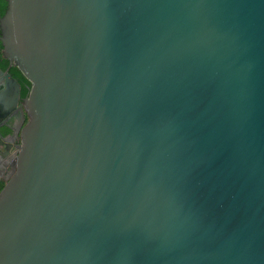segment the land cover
<instances>
[{
	"label": "water",
	"instance_id": "obj_1",
	"mask_svg": "<svg viewBox=\"0 0 264 264\" xmlns=\"http://www.w3.org/2000/svg\"><path fill=\"white\" fill-rule=\"evenodd\" d=\"M6 3L0 264H264V0Z\"/></svg>",
	"mask_w": 264,
	"mask_h": 264
},
{
	"label": "flooded vegetation",
	"instance_id": "obj_2",
	"mask_svg": "<svg viewBox=\"0 0 264 264\" xmlns=\"http://www.w3.org/2000/svg\"><path fill=\"white\" fill-rule=\"evenodd\" d=\"M1 50L2 47L0 45V54ZM14 68L16 67L9 60L3 57L0 59V70L4 73H8L10 77L15 78L19 85L17 93L18 96H16V100L17 103L20 104V102L27 96V90L30 84L25 82L21 77L13 75L12 70ZM4 84L5 82L2 81V84L0 85V180L2 181L8 180L14 171L12 161L15 157V153L18 148V141L16 135H7L3 125L7 124L9 120L14 121V124L18 125L19 122L22 120V116L19 111H16L14 117L8 115L10 113V108L13 106V101L4 93ZM25 89L27 90L25 91ZM26 120L27 118L25 117L23 124L26 122Z\"/></svg>",
	"mask_w": 264,
	"mask_h": 264
},
{
	"label": "trees",
	"instance_id": "obj_3",
	"mask_svg": "<svg viewBox=\"0 0 264 264\" xmlns=\"http://www.w3.org/2000/svg\"><path fill=\"white\" fill-rule=\"evenodd\" d=\"M6 6H7L6 0H0V16L3 15V13H4L5 9H6ZM0 45H1V43H0ZM12 73H13V75H15V76H19V77H21L25 82H27V83L29 84V82H28L25 78L22 77L21 73H20L16 68H14V69L12 70ZM26 90H27V89H25V91H26ZM27 91H28V90H27Z\"/></svg>",
	"mask_w": 264,
	"mask_h": 264
}]
</instances>
